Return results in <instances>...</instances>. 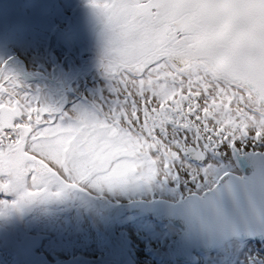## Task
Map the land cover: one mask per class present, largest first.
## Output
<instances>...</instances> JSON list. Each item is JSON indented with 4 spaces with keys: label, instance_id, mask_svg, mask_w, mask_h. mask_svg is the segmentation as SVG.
Listing matches in <instances>:
<instances>
[{
    "label": "snow or ice",
    "instance_id": "1",
    "mask_svg": "<svg viewBox=\"0 0 264 264\" xmlns=\"http://www.w3.org/2000/svg\"><path fill=\"white\" fill-rule=\"evenodd\" d=\"M29 2L0 27V240L264 264V0Z\"/></svg>",
    "mask_w": 264,
    "mask_h": 264
},
{
    "label": "rangeland",
    "instance_id": "2",
    "mask_svg": "<svg viewBox=\"0 0 264 264\" xmlns=\"http://www.w3.org/2000/svg\"><path fill=\"white\" fill-rule=\"evenodd\" d=\"M37 16L36 7L29 0H0V27L4 29L30 28L36 22ZM73 250L77 256L83 254L90 259L94 258L82 250L75 237L68 246V254ZM0 264H28V257L15 237L0 240Z\"/></svg>",
    "mask_w": 264,
    "mask_h": 264
},
{
    "label": "bare ground",
    "instance_id": "3",
    "mask_svg": "<svg viewBox=\"0 0 264 264\" xmlns=\"http://www.w3.org/2000/svg\"><path fill=\"white\" fill-rule=\"evenodd\" d=\"M8 263V262H7Z\"/></svg>",
    "mask_w": 264,
    "mask_h": 264
}]
</instances>
